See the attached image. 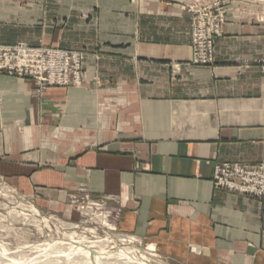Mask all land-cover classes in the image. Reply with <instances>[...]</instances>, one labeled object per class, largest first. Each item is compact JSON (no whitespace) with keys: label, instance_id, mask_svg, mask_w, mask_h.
I'll return each instance as SVG.
<instances>
[{"label":"crops","instance_id":"obj_1","mask_svg":"<svg viewBox=\"0 0 264 264\" xmlns=\"http://www.w3.org/2000/svg\"><path fill=\"white\" fill-rule=\"evenodd\" d=\"M228 6L215 63L197 66L176 3L0 0L1 44L89 53L82 86L0 74V176L57 213L105 201L174 264H264V199L213 182L217 164L264 161V24Z\"/></svg>","mask_w":264,"mask_h":264},{"label":"built area","instance_id":"obj_2","mask_svg":"<svg viewBox=\"0 0 264 264\" xmlns=\"http://www.w3.org/2000/svg\"><path fill=\"white\" fill-rule=\"evenodd\" d=\"M189 10L193 15L190 63L211 66L216 60L215 41L223 35L225 9L220 2H212L205 6L190 4ZM86 57L87 53L82 49L33 46L28 42L11 46L0 43V74L6 72L11 76L31 78L39 90L51 86H81ZM259 65L264 74V56ZM213 182L216 187L263 200L264 161L252 166L230 162L217 164ZM103 206L102 202L88 197L82 199V210L97 208L101 211Z\"/></svg>","mask_w":264,"mask_h":264},{"label":"rangeland","instance_id":"obj_3","mask_svg":"<svg viewBox=\"0 0 264 264\" xmlns=\"http://www.w3.org/2000/svg\"><path fill=\"white\" fill-rule=\"evenodd\" d=\"M146 1L148 0H130V2L138 10L141 9V4ZM163 1L170 3V4L176 3L180 6L181 10H183L184 12H188L190 14L191 16V24H190L191 39H192V27H193V15H192V12H190L189 10L190 4H197L200 6H205L212 2H220L226 12V22H227L228 11H229L228 2L235 1V2L244 3L246 4V6H251V7L256 6L257 10H255L253 14L258 22L264 24V0H187V1L186 0H163ZM223 33H224V26H223ZM191 47H192V43H191ZM68 49H71V48H68ZM82 50H85L88 56L89 54L88 51L86 49H82ZM6 188H10L11 191L9 190L5 191ZM21 199H24L27 202L34 204L38 209H40L42 215L41 216L40 215L31 216L28 214L27 211H22V209L20 208L21 206L18 202ZM89 199L95 200L93 198H89ZM99 202H101V200ZM102 203L104 204V206L102 207L101 211L97 208L82 210V193H80V194L70 197L69 199V204L72 206H75L74 211L68 212V213H64V212L57 213V212L39 207L36 203L35 194L20 191L19 189L9 184L6 181L4 176H0V241L7 243L8 247L12 249L13 251H15L17 250L18 247L37 245L40 241L44 240L45 236L46 237L52 236V235L53 236H63L64 235L63 228H66V227L68 228L70 227V229L74 227V229H77L81 232L84 228L95 229L96 233L100 234V236H105L108 233H112L115 235H122V236L126 235V234L120 233L117 230L116 219L114 218V214L110 206H108L105 201H103ZM102 213L103 215H101ZM104 213L107 216H105ZM45 218L47 220L51 219L50 222L52 223L44 221ZM58 221L60 223H58ZM56 224H57V227H55ZM67 231L68 230H66L65 232ZM142 243H143L142 244L143 247H147L148 244H153L144 239H142ZM152 252H154V250ZM156 252H158V250H156ZM36 254L37 253H33L31 256H35ZM24 264H27V262ZM170 264H174V263L170 261Z\"/></svg>","mask_w":264,"mask_h":264},{"label":"bare ground","instance_id":"obj_4","mask_svg":"<svg viewBox=\"0 0 264 264\" xmlns=\"http://www.w3.org/2000/svg\"><path fill=\"white\" fill-rule=\"evenodd\" d=\"M7 190L11 191L10 188L5 191ZM18 202L22 211H27L29 215H42L34 204L24 199ZM44 221L50 222L51 219L45 218ZM63 230V236H45L37 245L18 247L15 251L10 249L7 243L0 241V264H170L165 256L156 252V244L143 247L142 239L138 236L112 233L100 236L95 229L89 228H84L82 232L74 227H66ZM66 230L68 231L65 232ZM33 253L37 254L31 256Z\"/></svg>","mask_w":264,"mask_h":264}]
</instances>
